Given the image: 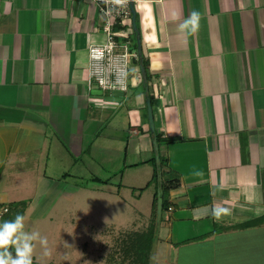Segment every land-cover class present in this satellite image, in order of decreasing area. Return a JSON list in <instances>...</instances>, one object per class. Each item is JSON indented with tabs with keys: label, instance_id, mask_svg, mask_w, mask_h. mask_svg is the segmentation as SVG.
<instances>
[{
	"label": "crops",
	"instance_id": "1",
	"mask_svg": "<svg viewBox=\"0 0 264 264\" xmlns=\"http://www.w3.org/2000/svg\"><path fill=\"white\" fill-rule=\"evenodd\" d=\"M134 9L150 78L139 85V56L130 57L126 89L109 90L89 69V46L106 40L96 2L0 0V208L26 201L25 223L45 216L63 187L41 165L61 147L78 158L96 146L97 164L121 180L150 166L147 87L163 179H179L159 223L165 242L203 246L189 264H264V0H138ZM193 10L200 26L185 40L178 26ZM129 20L111 30L137 53ZM215 207L229 212L217 220Z\"/></svg>",
	"mask_w": 264,
	"mask_h": 264
},
{
	"label": "rangeland",
	"instance_id": "2",
	"mask_svg": "<svg viewBox=\"0 0 264 264\" xmlns=\"http://www.w3.org/2000/svg\"><path fill=\"white\" fill-rule=\"evenodd\" d=\"M129 24L131 25L130 20ZM132 37L134 43L133 33ZM140 81L139 85L142 83ZM153 103L152 99V105ZM145 115L147 113L144 109L143 117ZM94 126L95 132L98 130L97 134L100 127ZM95 147H86L78 158L69 155L61 147L60 151L56 150V155L52 150L50 154L54 158L49 156L47 165H41V170L47 175H51L53 179H61L58 185L63 187V193L47 209L45 216H31L25 223L26 231L38 230L48 239L50 256H44L43 250L37 245L34 261L41 264H125L104 260V254L113 242V235L132 228L134 221L138 225V222L144 223L145 219L149 221L152 218L153 196L156 191V180L152 175L155 166L153 159L148 162L150 166L138 165L133 171L127 170L121 180L120 173L114 177L115 175L107 172L110 167L97 164L103 159L101 150ZM93 156L95 159L89 158ZM148 156L155 158V153ZM109 176L113 178L107 183H100L95 179L98 177L108 180ZM41 201H45V198ZM110 225L114 226L111 231ZM167 231L164 222L157 226L149 264H172L171 261L166 262L171 257L176 259L173 264H189V253L206 252L200 244L195 245L193 251L181 245H168L165 242Z\"/></svg>",
	"mask_w": 264,
	"mask_h": 264
},
{
	"label": "trees",
	"instance_id": "3",
	"mask_svg": "<svg viewBox=\"0 0 264 264\" xmlns=\"http://www.w3.org/2000/svg\"><path fill=\"white\" fill-rule=\"evenodd\" d=\"M135 23L136 28L133 29V34L136 36L139 34V22L138 15L135 13ZM136 41L134 42V49H136ZM142 63L145 69L147 80L144 83L142 80L143 86H145L150 78L148 73V61L142 55ZM145 98H150L152 103V96L148 90L145 92ZM155 136L157 143L159 144L160 135L155 131ZM154 163L153 169V178L156 180V191L153 196L152 203V218L149 220L147 225L138 224L134 222L132 228H128L126 231H121L116 235H113V242L109 245L107 252L104 254V260L107 262H122L125 264H149L150 256L152 253V241L156 237L157 224L155 222L156 217V200H157V190L161 187V196H162V217L161 222L165 219L166 211L169 207V202L167 198V193L170 189L175 188L179 184V179L177 177L170 178L168 180L163 179L164 173V161L162 156L159 155V161H156L152 157ZM159 173L161 175L159 176ZM97 181L106 182L101 178L95 177ZM13 204V205H12ZM26 201H20L16 203H11L8 205L7 211L3 212L0 216V221L13 219L16 214L23 215V212L26 208ZM256 221L249 222V225L255 224ZM110 231L113 229L112 226H109ZM108 230V227H107ZM108 230V231H109ZM34 264H41L34 261Z\"/></svg>",
	"mask_w": 264,
	"mask_h": 264
},
{
	"label": "clouds",
	"instance_id": "4",
	"mask_svg": "<svg viewBox=\"0 0 264 264\" xmlns=\"http://www.w3.org/2000/svg\"><path fill=\"white\" fill-rule=\"evenodd\" d=\"M103 3L111 5L109 11H112L113 8H125L129 0H103ZM200 19V13L193 10L188 18L179 24L178 31L185 40L198 31ZM228 212L227 208L215 207L211 214L219 220ZM25 220L24 215L16 214L13 219L0 221V264H34L37 245L43 250L44 256H50L47 237L41 235L38 230L26 231Z\"/></svg>",
	"mask_w": 264,
	"mask_h": 264
},
{
	"label": "built area",
	"instance_id": "5",
	"mask_svg": "<svg viewBox=\"0 0 264 264\" xmlns=\"http://www.w3.org/2000/svg\"><path fill=\"white\" fill-rule=\"evenodd\" d=\"M99 5L100 13L104 19L103 30L106 33V40L102 44H91L89 46V69L91 78L96 84L109 90L117 88L126 89V78L128 75V62L130 57L138 58L135 51H130L125 43H118L111 30L113 20L129 19L131 10L129 3L125 8L109 9L111 5L103 3V0H92ZM138 0H132L135 4ZM130 2V0H129ZM172 207L169 206L168 210ZM7 208H0V216Z\"/></svg>",
	"mask_w": 264,
	"mask_h": 264
},
{
	"label": "water",
	"instance_id": "6",
	"mask_svg": "<svg viewBox=\"0 0 264 264\" xmlns=\"http://www.w3.org/2000/svg\"><path fill=\"white\" fill-rule=\"evenodd\" d=\"M129 5H130V10H131L132 26L135 29L136 28L135 9H134V4L132 0H130ZM136 44H137V54L139 56L140 73H141L142 80L145 83L147 80V76H146L145 69L142 63L141 40H140L139 34L136 35ZM146 90H147V87H146ZM145 103H146V112H147L149 130L152 135V143H153V149L155 152V158H156V161H159L158 143H157L156 136H155V124H154V117H153L152 104H151L150 98H146ZM160 175L161 173H159V176ZM161 217H162V196H161V187H159L157 190L156 217H155V222L157 224L161 222Z\"/></svg>",
	"mask_w": 264,
	"mask_h": 264
}]
</instances>
